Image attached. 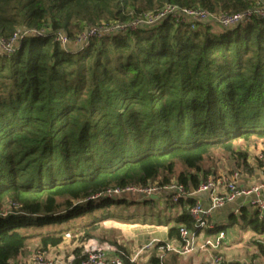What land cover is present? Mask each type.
Listing matches in <instances>:
<instances>
[{"label": "trees", "instance_id": "16d2710c", "mask_svg": "<svg viewBox=\"0 0 264 264\" xmlns=\"http://www.w3.org/2000/svg\"><path fill=\"white\" fill-rule=\"evenodd\" d=\"M256 4L264 0H0L1 38L49 31L22 40L12 56L0 54V264L16 263L31 235L48 250L75 220L91 216L82 228L95 230L104 218L95 210L124 202L88 200L96 194L163 187L173 177L195 190L215 152L245 171L247 155L236 146L264 142V19L228 31L166 21L94 39L83 52L63 49L53 34L72 38L166 5L239 13ZM192 204L177 203L183 213L170 239L179 241L180 226L193 230ZM245 213L240 220L262 235L264 217ZM33 227L39 231L30 234ZM81 249L72 264L84 259Z\"/></svg>", "mask_w": 264, "mask_h": 264}, {"label": "built area", "instance_id": "2783aa9c", "mask_svg": "<svg viewBox=\"0 0 264 264\" xmlns=\"http://www.w3.org/2000/svg\"><path fill=\"white\" fill-rule=\"evenodd\" d=\"M253 19H264V6L256 4L254 7L239 13L210 12L198 8H187L178 5H166L154 12H148L129 22L99 24L86 26L76 36L70 38L66 33L60 31L53 34V41L60 44L63 49L71 52H83L89 43L94 39H100L107 36L126 34L142 29L157 28L159 24L166 21L178 25H184L190 30H195L200 26H217L219 29L228 31L242 25L248 24ZM161 26V25H160ZM46 29H24L16 31L10 38L0 37V54L4 57L12 56L17 53L22 40L30 37L44 38L48 34ZM73 49V50H71ZM264 157H260L263 160ZM240 172H235L230 176H223L215 179L209 177L201 182L197 189H190L176 182L169 183L163 187L150 185L147 187L127 186L124 188H112L102 193L96 194L88 200L117 199L126 193H137L144 198H150L159 192L168 195V200L175 205L180 200L192 199L193 204L188 207L187 212L193 223V230L183 226L178 227L179 245L152 241L149 245L141 248L134 257H138L141 252L154 247L157 256L155 264H164L166 253L171 252L177 255L191 253L198 247V235L206 229H213L214 225L208 221L213 210L221 208L226 204L233 203L239 198L249 199L250 204L257 207L259 218L264 217V202L261 199L264 191V181L247 188H239L237 179ZM201 193L209 194V206L204 208L199 201L194 202L196 195ZM12 209L8 207L4 210V215ZM237 210L235 213H238ZM224 238V233L219 232L215 240H205L203 247L209 246L216 249L219 242ZM74 239V236L68 232L63 235V243ZM62 243V244H63ZM62 244L60 246H62ZM115 249L109 245L99 244L95 240L88 239L82 244L83 260L80 264H125L122 259L116 256H110ZM69 262L70 259H68ZM135 261V259L133 260ZM222 259L215 257L210 264H221ZM24 264H58V259L48 250L37 249L33 251ZM244 264H254V261Z\"/></svg>", "mask_w": 264, "mask_h": 264}, {"label": "crops", "instance_id": "0c3cea01", "mask_svg": "<svg viewBox=\"0 0 264 264\" xmlns=\"http://www.w3.org/2000/svg\"><path fill=\"white\" fill-rule=\"evenodd\" d=\"M217 29L218 30L215 31H221L219 28ZM263 151L264 149H262V152ZM260 152L261 149H259L257 153H253V154L249 153V155L247 154V163L250 165L248 175H246V173H243L244 170L242 171V169L239 166H237L236 162L230 161L229 163H227L228 165L225 168L223 167L221 168V166L218 167H214L213 165L210 166L209 168L211 169V173L207 176V178L214 177L215 179H217L223 176H230L235 172L242 171L240 172L241 174L237 179V186L239 188L243 189L258 184L264 181V171L263 169H259L258 166L252 167L251 163H254L252 157L254 155L256 156ZM174 181L172 180V182ZM156 196L161 197L170 206L175 207V210L173 209V212L175 213L173 222L175 218L181 216V214L183 213V209L180 208L177 204L175 205L171 204L170 201H168L169 198L168 195L163 192H159L156 195L152 196L155 198L152 197L144 198L137 193H126L116 199V200L120 199L124 202L112 207L137 204L141 202L147 203V202H151V200L152 201L157 200L158 198ZM261 199L264 202V191L262 192ZM195 201H199L204 208H208L209 194L208 193L198 194L194 198V202ZM250 201H251L250 198L249 199L239 198L235 200L233 203L226 204L221 208H217L213 210L210 214V217L208 218V221L214 225V228L206 229L200 235H198L199 246L196 247L191 253L185 255H177L171 252L166 253L164 257V264H210L215 257H220L222 259L221 264H244V263H249L251 261H254V264H264V232L262 235L257 234L250 228L249 225H247L245 222L240 220V213L242 209L246 210L245 214L247 215L248 212H251L253 214L255 211H258L257 207H254L250 204ZM112 207H110L108 211L95 210L93 212V217H97V216L104 217L101 219L99 218V221H97V223L94 224L95 230L89 231V228L86 227L82 228V225L87 226L91 222L92 220L90 218L91 216H87L86 219H84V217L78 219L82 221H79L78 223H74L73 228L70 229L77 230V226H78L80 232L83 235H87L86 241L88 239H92L99 244H105L113 247L115 249V252H113L110 256L119 257L120 259H122L123 262L124 260L127 261L128 264H155L157 252L154 247L141 252V254L138 257H134L135 254L138 252V250L149 245L152 241H158L176 247L179 245L178 240L170 239L168 237V231H167V240L160 241L158 238L155 237H151V238L149 236L145 237L144 234L138 231L137 224L134 221L131 222L129 225H124L123 223H120L118 220L117 221L114 220V213L110 210ZM237 210H239V212L235 213ZM105 214H109L111 216L106 218ZM229 219L231 221H234L231 226L232 228L230 230V233H228L225 230L226 227L228 228L230 227V224H227V220ZM130 230H132V233H130ZM219 232L224 233V238L219 242V246L216 249H212L209 246L203 247L205 240H212V241L215 240ZM117 236L123 237L122 239L124 240V242L122 246L119 245L120 243L116 244L113 242L116 241L115 239H117L116 238ZM109 237H112L113 241L109 243H105L107 242L105 241V238H109ZM36 241H38V238ZM84 242L72 239L69 241H65L62 244V248H59L61 246L57 248H51L53 249V253L56 254L55 257L58 259V264H72L75 258L74 251L76 249L80 250ZM35 246L38 247V245ZM261 246L263 247L262 250L260 249ZM26 249H27V245H26ZM26 249L14 264H24L27 262L28 259L27 257L34 250L31 253H28L26 252ZM81 255H82V249H81ZM68 259H70V261L72 262H69ZM134 259L135 261H133ZM152 261L155 262L153 263Z\"/></svg>", "mask_w": 264, "mask_h": 264}, {"label": "rangeland", "instance_id": "374dc122", "mask_svg": "<svg viewBox=\"0 0 264 264\" xmlns=\"http://www.w3.org/2000/svg\"><path fill=\"white\" fill-rule=\"evenodd\" d=\"M162 25L159 24L158 27ZM212 28L214 30H218L217 26L213 25ZM73 50V49H71ZM239 151L242 153H245L246 155L249 153H257L259 149H261V152L257 154L256 156L254 155L252 157L253 162L251 163V166H260L259 163L260 161V156L264 157V153L262 152V149H264V142H256V143H239L237 146ZM259 147V148H258ZM229 158L228 156H223L222 153L220 152H215L209 159L204 161L203 168L208 169L210 166L218 167L221 166V168H225L230 161L227 159ZM181 170V167L177 166L175 169V174H177ZM249 170L243 171V173H246L248 175ZM242 172V171H241ZM174 174V176H176ZM173 181L175 180L174 177L172 179ZM156 185V183L154 184ZM157 197V196H156ZM157 200H151V202L147 203H137V204H129V205H124V206H117V207H112L110 210L114 213V220H118L120 223H123L124 225H129L131 222H135L138 227V231L140 233L144 234L145 237H155L158 238L160 241H166L167 240V231L169 228H171L174 225L173 218L175 216V213L173 212V209L175 210V207L170 206L168 203H166L161 197H157ZM167 201V200H166ZM169 201V200H168ZM252 215L251 212H248L247 217L250 218ZM98 217V216H97ZM87 216L84 217L86 219ZM91 218V217H90ZM79 221L82 220H75L72 223H78ZM234 221H231L230 219L227 220V224H230V227H224L225 230L230 233L231 226ZM110 230V229H109ZM108 230V232H109ZM234 230V229H233ZM39 229L37 227H33L32 229L29 230L30 234H33V232H38ZM68 233L72 234L75 236L74 238H78L81 234L80 229L77 230H70ZM130 233H132V230H130ZM138 234V233H137ZM116 241H113L112 237L105 238V243L109 242H114L116 244L120 243L119 245L122 246L124 240L122 239V236H117ZM37 238L35 235H31V238L27 242V249L26 252L31 253L33 250L35 251L36 249H39V247L35 246L38 245V241H36ZM59 248H62L59 247ZM146 251V250H144ZM48 252H50L53 256H56L55 253H53V249H49ZM27 253V254H28ZM27 257V256H26ZM25 257V259H26ZM28 258V257H27Z\"/></svg>", "mask_w": 264, "mask_h": 264}, {"label": "water", "instance_id": "95a60500", "mask_svg": "<svg viewBox=\"0 0 264 264\" xmlns=\"http://www.w3.org/2000/svg\"><path fill=\"white\" fill-rule=\"evenodd\" d=\"M152 198H155V197H152Z\"/></svg>", "mask_w": 264, "mask_h": 264}]
</instances>
